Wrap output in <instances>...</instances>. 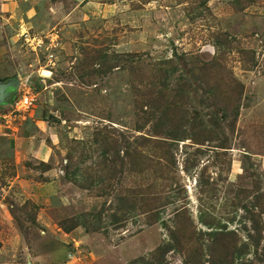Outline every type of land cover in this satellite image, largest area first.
Here are the masks:
<instances>
[{"label": "rangeland", "instance_id": "rangeland-1", "mask_svg": "<svg viewBox=\"0 0 264 264\" xmlns=\"http://www.w3.org/2000/svg\"><path fill=\"white\" fill-rule=\"evenodd\" d=\"M11 80L0 264H264V0H0Z\"/></svg>", "mask_w": 264, "mask_h": 264}, {"label": "water", "instance_id": "water-1", "mask_svg": "<svg viewBox=\"0 0 264 264\" xmlns=\"http://www.w3.org/2000/svg\"><path fill=\"white\" fill-rule=\"evenodd\" d=\"M19 86V81L11 80L7 83H0V103L9 98L12 92Z\"/></svg>", "mask_w": 264, "mask_h": 264}, {"label": "built area", "instance_id": "built-area-1", "mask_svg": "<svg viewBox=\"0 0 264 264\" xmlns=\"http://www.w3.org/2000/svg\"><path fill=\"white\" fill-rule=\"evenodd\" d=\"M32 103L33 99L25 95L15 103L14 112L16 114H22L32 106Z\"/></svg>", "mask_w": 264, "mask_h": 264}, {"label": "trees", "instance_id": "trees-1", "mask_svg": "<svg viewBox=\"0 0 264 264\" xmlns=\"http://www.w3.org/2000/svg\"><path fill=\"white\" fill-rule=\"evenodd\" d=\"M162 250H163L162 248H159V250H157V252L155 253V255L158 254V253H160Z\"/></svg>", "mask_w": 264, "mask_h": 264}]
</instances>
